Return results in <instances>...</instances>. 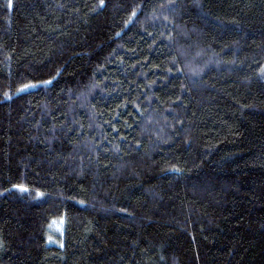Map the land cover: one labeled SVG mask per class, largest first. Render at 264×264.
I'll list each match as a JSON object with an SVG mask.
<instances>
[{"label":"trees","instance_id":"16d2710c","mask_svg":"<svg viewBox=\"0 0 264 264\" xmlns=\"http://www.w3.org/2000/svg\"><path fill=\"white\" fill-rule=\"evenodd\" d=\"M0 264H264V0H0Z\"/></svg>","mask_w":264,"mask_h":264},{"label":"rangeland","instance_id":"374dc122","mask_svg":"<svg viewBox=\"0 0 264 264\" xmlns=\"http://www.w3.org/2000/svg\"><path fill=\"white\" fill-rule=\"evenodd\" d=\"M204 55V54H203ZM208 56L204 59H207ZM210 58V56H209ZM212 60H209V63H205L204 67H207V69L210 68V63H214V61ZM50 229L55 233V234H59V235H62V230H63V221L61 219H58V220H55L51 223L50 225ZM50 243H57L56 240H54L53 238H49L48 239Z\"/></svg>","mask_w":264,"mask_h":264},{"label":"snow or ice","instance_id":"6c2138e0","mask_svg":"<svg viewBox=\"0 0 264 264\" xmlns=\"http://www.w3.org/2000/svg\"><path fill=\"white\" fill-rule=\"evenodd\" d=\"M49 83H50V82H49ZM33 87H37V85H25L24 88H22L20 91H21V92H24V91H26V90H28V89L33 88ZM23 190L26 191V189H23Z\"/></svg>","mask_w":264,"mask_h":264}]
</instances>
